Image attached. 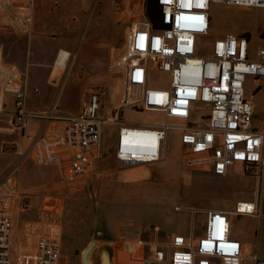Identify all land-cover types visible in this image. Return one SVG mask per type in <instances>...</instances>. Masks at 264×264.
<instances>
[{
  "label": "built area",
  "instance_id": "built-area-1",
  "mask_svg": "<svg viewBox=\"0 0 264 264\" xmlns=\"http://www.w3.org/2000/svg\"><path fill=\"white\" fill-rule=\"evenodd\" d=\"M30 3L26 0L25 6ZM216 4L264 9V0H149L142 20L130 25L125 53L113 66L123 72L122 108L157 114L161 120L118 129L119 168L149 164L161 169L158 164L167 159L168 133L173 132L185 150L180 157L184 167L195 171L208 167L213 176L225 178L238 165L242 174L261 183L264 128L252 126L253 106L246 85L249 79L264 78V47L252 54L249 37L233 34L198 46L196 37L210 38V7ZM30 21L26 17L25 23ZM152 76H162L165 86L152 85ZM0 78L20 80L2 68ZM101 109L100 94L88 92L80 112L63 120L60 144L67 159L65 174L71 179L96 172L102 128L109 120L100 116ZM27 126L26 92L20 89L15 92L13 127L23 135ZM16 198L0 196V264H59L58 227L36 234L34 226L26 223L18 237L14 211H19L21 201L14 207ZM259 199L255 191L252 201H238L232 214L258 217ZM186 212L191 216L187 234L148 244L147 264H242L245 260L264 264L251 244L230 238L229 214Z\"/></svg>",
  "mask_w": 264,
  "mask_h": 264
},
{
  "label": "crops",
  "instance_id": "crops-1",
  "mask_svg": "<svg viewBox=\"0 0 264 264\" xmlns=\"http://www.w3.org/2000/svg\"><path fill=\"white\" fill-rule=\"evenodd\" d=\"M25 1L0 0V68L16 73L20 77V80L10 82L0 78V147L5 144L13 147L11 155L6 156L9 157L6 161L10 162V165L4 175L2 174L7 165L2 169L0 167V196L14 194L17 203L22 200L21 203L24 204V208L20 206L22 211L30 206L36 208L32 220L21 222L16 219L18 237H22L26 223L34 226L33 230L36 234H46L49 228L58 227L62 199L57 197V193L66 196L67 191L78 193L82 191L81 188L75 187L78 181L74 183L65 174L67 159L60 138L64 128L63 120L80 112L85 94L77 98L78 95H74L73 91L67 94L60 93L64 87L58 94L56 85L64 79L65 68L88 66L101 61V56H97L96 52L97 40L100 41V48L106 47V53L111 42L110 35L100 30V18L94 16L92 11L93 1L90 3L91 9L88 7L89 0H30L29 7L25 6ZM26 17L31 19L29 24L25 23ZM14 50H16L15 56ZM249 80L256 89L264 85V78ZM65 82L66 85L71 83ZM20 89L26 92L28 126L23 135L13 127L15 92ZM258 95L259 93L255 98H258ZM100 96L102 100V94ZM252 106L254 115V104ZM102 109L100 116L108 119V113H102ZM115 125L117 126L114 131L112 152L107 148L109 143L105 147L102 141L100 159L94 174L98 180L99 199L105 198V201H108L107 196L112 190V182L119 179L115 173L124 170L139 171L141 180L154 181L151 177H155L156 173L161 171L158 169L156 172L152 168L154 165L149 164L119 168L115 157L118 129L123 125L131 124L117 122ZM252 126L256 130L264 128L262 122L254 125L252 121ZM103 129L104 127L102 137ZM173 141L178 155L184 156L185 150L180 145L177 135ZM235 167L240 170L238 165ZM231 169L225 178L228 177ZM163 171L165 174L167 169L163 168ZM203 171L212 176L208 167ZM253 179L255 187L252 196L245 201H252L253 193L258 191L260 215L242 217L244 222L251 226L253 230L251 234L241 236L232 231V222L241 218L232 214L234 206L228 211L208 210L229 214L230 238L251 244L253 254L259 259H264V248H262L264 235L261 236L260 232L262 228L264 231V207L260 204L262 190L256 178ZM110 218L113 217L108 214L106 219ZM20 222L21 227L18 229ZM136 223L137 221L132 219L117 220L113 224L114 228L110 227L107 231L112 237L105 242V246L106 249L111 250L112 259L115 261L113 264H147L148 244L164 243L173 236L181 235L180 233L161 235V227L157 225L144 226ZM89 245H92V241H89L82 250L83 255ZM89 254L90 252L87 256ZM242 264L251 263L245 260Z\"/></svg>",
  "mask_w": 264,
  "mask_h": 264
},
{
  "label": "rangeland",
  "instance_id": "rangeland-1",
  "mask_svg": "<svg viewBox=\"0 0 264 264\" xmlns=\"http://www.w3.org/2000/svg\"><path fill=\"white\" fill-rule=\"evenodd\" d=\"M92 1L94 16L100 18V30L110 35L108 52L106 53L105 46L100 48V41L97 40L96 52L97 56H101V61L88 66L65 68L64 79L57 83L56 89L59 94L64 87L60 93L67 94L73 91L74 95H78L77 98L92 91L102 94L104 98H102V113H108L109 119L104 125L102 141L105 147L109 143L107 148L112 152L117 122L138 124L161 120L157 114H141L122 108L123 72L113 67L125 53L126 36L130 25L134 21L142 20L149 0H89V9ZM210 15L212 18L210 38L196 37L197 45L201 48L226 34L247 35L252 54L264 47V9L216 4L211 5ZM15 52L16 50L14 56ZM152 80L154 81L152 85L156 87L165 86L162 76H152ZM65 81L71 82L68 83L70 85H66ZM255 87L252 81L248 82L246 97L254 104V125H259L261 122L264 124V85L262 88ZM257 93H259L258 98H255ZM175 136L176 133H168L167 159L166 162L158 164L161 171L156 173L155 177H151L154 181L141 180L139 171L117 172L115 175L119 179L112 182V190L107 196L108 201H105V198L99 199L97 176L92 173L71 180L74 183L78 181L75 187L81 188L80 193L67 191L66 196L57 193V197L62 199V212L59 210L60 220L58 219L57 229L61 256L59 264L115 263L111 250L106 249L105 242L111 239L112 236L107 231L110 227L114 228L113 224L117 220L132 219L137 221V225L138 223L144 226L157 225L161 227V235L166 233L186 235L191 222V216L186 210L228 211L237 201L250 199L255 187L253 177L243 175L238 167L232 168L227 178H217L203 170L195 171L184 167L173 141ZM12 148L6 144L0 147V167L2 169L7 165L2 175L9 169L10 162L6 161L9 157L6 156L11 155ZM165 163L168 171L164 174L162 168H165ZM152 168L157 172L156 166ZM126 177L130 179H124ZM260 182L259 186L262 190L260 204L264 207V173ZM13 204L16 207L17 199ZM23 205L20 203L21 208H24ZM21 208L19 211L13 210L14 221L32 220L36 208L25 206L27 210L23 211ZM177 208L181 210L176 211ZM108 214L113 218L106 219ZM199 219V216L196 217V221ZM21 222L18 223V229L21 227ZM15 229L17 232V228ZM232 231L241 236L253 232L251 226L247 225L242 217L232 222ZM260 232L263 236V228ZM89 241H92V245H89L83 255L82 250Z\"/></svg>",
  "mask_w": 264,
  "mask_h": 264
}]
</instances>
